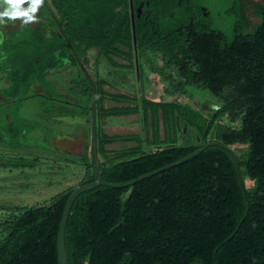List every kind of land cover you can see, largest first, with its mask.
<instances>
[{"label": "trees", "instance_id": "16d2710c", "mask_svg": "<svg viewBox=\"0 0 264 264\" xmlns=\"http://www.w3.org/2000/svg\"><path fill=\"white\" fill-rule=\"evenodd\" d=\"M41 1L51 8L57 32L40 33L24 23L5 30L22 18L18 7L0 20V73L8 80L5 93L11 99L0 101L2 138L12 134L23 144V135L44 130L21 116L36 85L46 91L47 105L68 103L86 117L92 113L94 88L82 67L87 70V54L94 51L97 150L104 181L126 184L202 150L128 187L101 185L81 194L65 232L69 264H264V4L254 8L259 23L252 28L247 9L240 6L224 30L185 10L173 14L170 0H152L135 20V47L128 0ZM65 49L71 53L67 59ZM76 62L83 73L71 82L74 97L59 95L49 77L64 74ZM137 67L141 91L154 74L165 81L168 95L177 92L193 101L190 88L208 92L214 110L206 117L177 101L145 96L131 98L138 105L104 108L108 93L103 86L110 84L112 70ZM133 112L141 114L145 128L149 117L154 125L161 114L170 125H183L188 136L152 151L111 157L102 126ZM4 116L11 129L8 124L4 128ZM231 147H244L246 156H237ZM78 159L91 169L92 177L82 185L93 182L94 158L85 153ZM245 177L252 187H246ZM73 191L58 195L49 206L18 207L0 222V264H59V228Z\"/></svg>", "mask_w": 264, "mask_h": 264}, {"label": "rangeland", "instance_id": "374dc122", "mask_svg": "<svg viewBox=\"0 0 264 264\" xmlns=\"http://www.w3.org/2000/svg\"><path fill=\"white\" fill-rule=\"evenodd\" d=\"M13 8H17L18 11L20 10L22 18L14 19L10 23L11 26L9 24L6 30L18 27L19 24L24 23L40 31V33L48 30L58 31L57 27L54 26L53 28L52 17L47 10L46 4L41 0H6L5 4L0 5V12L2 14V12L5 13ZM251 10L246 14L250 20V27L252 28L259 23V19L253 15ZM231 14L234 13L228 12L223 13L222 16L213 17L211 20L212 25L224 30L229 29L232 21L228 19V17ZM1 19L3 18L0 17V20ZM70 55V51L65 49V57H63V59H67ZM87 59L89 61L87 71L96 79V53L94 51H89ZM73 61L74 60H70V62L67 61L65 63L71 64ZM120 62L126 63L121 60ZM69 69V71H67L68 77L65 75L60 78L57 75H53L50 76L49 79L58 83L57 85L64 89L69 82L71 83L74 78L76 79L78 73H83L77 62L75 66H71ZM104 71L105 70L101 69L99 72L102 75L105 73ZM150 76L152 77L151 83L145 81L143 84V88H145L141 91L140 88H142V84L139 82L141 79L137 77L135 68L126 70V72L122 70L117 72L112 70L110 78H108L110 84L103 86L104 90L108 93L107 96H104L103 107L110 109L136 105L137 103L131 101V98L140 99L141 96H145L159 101H177L179 104L200 109L203 111L204 115L208 117V113L212 112L216 106L214 98H212L208 92L197 88H190L192 95L191 99L193 101H190L188 97H186L187 95H179L177 92L174 95H168L166 94L167 85L165 81H160L154 74ZM66 77L67 79H64ZM8 86L9 83L6 76L0 73V101L3 103L11 101L5 93ZM59 91L61 95H64L62 93L64 91H61L60 88ZM118 95L125 96L126 98H115V96ZM68 96L74 97L73 95ZM47 98L48 95L46 91L39 85H36L29 90V99L33 100L32 102H28V108H26L27 116H36V118L33 119L36 122H39V118L43 121L39 123L44 127V132L40 131L41 133L23 138V144L17 142L16 138H12V134H10V137L6 135V137L2 138L5 131L0 132V222L8 220L13 214L17 213L18 207L49 206L58 195L69 190H75L91 176V174H89L91 169H89V167L85 168V165L76 157H82L85 153L90 159L93 157L92 135L84 142V135H79V128L69 124H83L85 120L81 118L82 116H78V114H76V117L69 116L68 114L62 116V113H71L72 110L60 107L54 104L58 103L54 101H51L50 105H47ZM81 100L82 104L86 106L90 105L87 100ZM197 102L199 105L196 104ZM75 110L79 112L78 109ZM79 110L81 111V109ZM53 112L60 113L56 115L53 114ZM53 115L59 117L60 121L62 118H66L63 122L68 121L66 124L71 127L66 131V133L71 136H64V143L57 140L59 141L57 143H60V145L55 144L54 142L56 140H53V136L56 137V130L62 131L58 124L54 123L53 126ZM4 120L6 121L4 128L8 124V127L11 129L12 124L9 123V117L4 116ZM87 120V125L91 128V112L87 114ZM144 124L139 112L107 119L106 124L102 126V131L104 134H107L110 141V144L106 146L109 155L114 157L117 154L131 151H152L157 147L173 144L170 143L171 141L179 143L182 140H186L188 136H184L183 134V125L175 124L172 126L164 120L161 114L158 116L156 124L155 122L154 125L152 124L150 117L146 123V128L143 127ZM189 142L190 144H194V139L191 138ZM231 149L237 156H241L242 158L246 156L244 147H231ZM69 150L71 153H69ZM35 156L39 157V159L41 156L44 157L41 158L40 162L35 163L37 160L39 161V159H33ZM74 158L76 159L74 160ZM98 159L100 163L103 160L100 155H98ZM245 184L247 188L254 185L248 177H245ZM1 235L2 232L0 230V236Z\"/></svg>", "mask_w": 264, "mask_h": 264}, {"label": "water", "instance_id": "95a60500", "mask_svg": "<svg viewBox=\"0 0 264 264\" xmlns=\"http://www.w3.org/2000/svg\"><path fill=\"white\" fill-rule=\"evenodd\" d=\"M131 9H132L131 22H132V30H133V39H134V44L136 47L137 46V37H136L135 11H134V7L132 4V0H131ZM136 63H137V59H136ZM82 69L85 72V75L88 78H90V75L85 70V68L82 67ZM137 72L139 73L138 67H137ZM91 83H92L93 88H94L93 99H92V150H93V158H94V162H95L94 181L89 183V184H84V185H81L80 187L76 188L71 193V195L69 196V198L67 200L66 206L64 208V213L62 216L60 228H59V235H58V260H59V264H69L68 253H67V249H66L65 232H66L67 222H68L69 216L71 214L72 207H73L75 201L78 199V197L81 194H83L84 192H87L89 190H93L94 188L101 186V185L110 186V187H114V188L128 187V186L133 185V184H135L141 180H144L145 178L154 176L156 174L163 172L164 170H167L171 167L182 164L186 160L198 155L202 151V150L197 151L193 155H191V156H189L183 160H180L176 163L168 165L162 169L154 171L150 174L142 176V177H140L134 181H131L129 183H126V184H113V183H108V182L104 181L103 178L101 177V173H100L101 172V163L98 159V150H97V148H98V144H97V115H96V112H97V108H96L97 89H96V85H95L93 80H91ZM211 144H213V143H209V144L205 145V147H207Z\"/></svg>", "mask_w": 264, "mask_h": 264}, {"label": "flooded vegetation", "instance_id": "af4514ba", "mask_svg": "<svg viewBox=\"0 0 264 264\" xmlns=\"http://www.w3.org/2000/svg\"><path fill=\"white\" fill-rule=\"evenodd\" d=\"M152 0H132L135 11V20L142 16L143 10L151 5ZM161 1V0H157ZM168 1V0H167ZM172 2L173 14L175 10L188 12L192 16H197L200 21L210 23L213 17L222 16L223 13L235 12L240 6L254 12V8L264 4V0H170ZM129 2L130 17L132 15L131 0ZM169 2V1H168ZM228 3V5H227ZM51 11V10H50ZM172 14V15H173ZM254 14V13H253ZM204 25V24H203ZM136 70V69H135ZM136 74L139 73L136 70ZM186 133V130H184Z\"/></svg>", "mask_w": 264, "mask_h": 264}, {"label": "crops", "instance_id": "0c3cea01", "mask_svg": "<svg viewBox=\"0 0 264 264\" xmlns=\"http://www.w3.org/2000/svg\"><path fill=\"white\" fill-rule=\"evenodd\" d=\"M6 2V1H5ZM46 7H47V10H48V12L51 10V8L50 7H48L47 6V4H46ZM52 11V10H51ZM0 14H1V12H0ZM19 14H20V10H19ZM49 14H50V12H49ZM20 16H21V14H20ZM50 16H51V14H50ZM0 17H2V18H4V12H2V14L0 15ZM52 17V16H51ZM18 19H20V18H18ZM11 23V22H10ZM9 23V24H10ZM8 24V25H9ZM8 25H6V26H4V29L6 30V28H7V26ZM10 26H11V24H10ZM8 30V29H7ZM70 70V69H69ZM68 70V71H69ZM87 71V70H86ZM88 72V71H87ZM85 73V72H84ZM88 74L90 75V79L91 80H93L94 81V78L91 76V74L88 72ZM65 75H67V72H65L64 74H61V75H57L58 77H63V76H65ZM103 75L104 76H106L104 73H103ZM67 77H68V75H67ZM67 77L66 78H64V79H67ZM89 79V78H88ZM49 80H51V79H49ZM63 80V79H62ZM52 81V80H51ZM53 82V81H52ZM60 82V81H59ZM55 85V88H56V90H57V93L59 94V95H61V93H60V91H59V88L61 89V91H64V92H62L63 94H64V96H68V95H70V93H69V90H70V86H71V83L69 82L68 83V85H67V87L66 88H64V89H62L61 87H59V85H57L58 83H54ZM32 100L33 99H28V100H26L25 101V103H24V106H23V108L21 109V116H22V118H24V119H27V120H32V121H34L33 119H35L36 118V116H33V117H31V116H27L26 115V108H28V102H32ZM55 102V101H54ZM54 104H57V105H59L60 107H63V108H67V109H71L72 110V112L71 113H62L61 115L62 116H66L67 114L69 115V116H73V117H76V114H78V116L80 115V116H82L81 118L83 119V120H85V123H83V124H80V123H76V125H75V123L73 124V123H69V124H72V125H74V126H76V128H79V135L80 134H83L84 135V142H86L87 140H88V138L92 135V125H91V128L87 125L88 124V120H87V117L86 116H84V115H82V113H81V111L79 110V108H76L75 106H73V105H70V104H68V105H66V104H64V103H54ZM53 109H54V107H53ZM75 109H78V111L79 112H76V110ZM53 111V110H52ZM51 111V112H52ZM64 112V111H63ZM58 113H60V112H57V113H55V112H53V114H56V115H58ZM56 118V120H55V118ZM64 119H66V118H62V120L60 121L59 120V117H57V116H54L53 115V126H54V123L55 124H58L59 126H60V128L62 129V131L61 130H56V137H54L53 136V140L55 141L54 143L55 144H58V145H60V143H57V142H59V141H61V142H63L64 143V139H63V137L65 136V137H70L71 135H69L68 133H66V131L69 129V128H71V127H69V125H67L66 123H68V121H65V122H63V120ZM39 120V122H43V121H41L40 120V118L38 119ZM60 121V122H59ZM34 122H36V121H34ZM39 122H36V123H38V124H40ZM65 126V127H63V126ZM41 126V125H40ZM42 127V126H41ZM43 129H44V127H42ZM41 132H44V130L43 131H41ZM40 132V130H35L33 133H31L30 135H28V136H22V138H26V137H30V136H33L34 134H38V133H41ZM57 138V139H56ZM68 139V138H67ZM57 140H59V141H57ZM83 142V143H84ZM24 143V142H23ZM66 152H68V151H66ZM69 153H71V151L69 150ZM42 157H44V156H41V158ZM81 157V156H80ZM41 158L39 159V157H37V156H35L33 159L34 160H37V159H39V161L37 160L35 163H37V162H40V160H41ZM76 158H78V157H76ZM76 158H74V160L76 159Z\"/></svg>", "mask_w": 264, "mask_h": 264}, {"label": "bare ground", "instance_id": "6f19581e", "mask_svg": "<svg viewBox=\"0 0 264 264\" xmlns=\"http://www.w3.org/2000/svg\"><path fill=\"white\" fill-rule=\"evenodd\" d=\"M52 163V162H51Z\"/></svg>", "mask_w": 264, "mask_h": 264}]
</instances>
